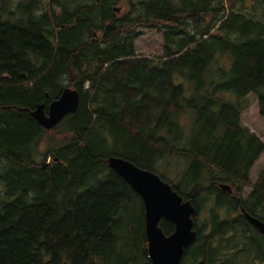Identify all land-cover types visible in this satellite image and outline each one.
Returning a JSON list of instances; mask_svg holds the SVG:
<instances>
[{
  "label": "trees",
  "instance_id": "16d2710c",
  "mask_svg": "<svg viewBox=\"0 0 264 264\" xmlns=\"http://www.w3.org/2000/svg\"><path fill=\"white\" fill-rule=\"evenodd\" d=\"M119 1L0 0V264H151L142 201L109 157L194 207L181 264H263L244 214L264 222V166L250 179L264 143L241 103L254 95L264 119V0H140L118 16ZM143 29L161 30L160 56L136 55ZM66 87L76 112L44 130L30 113Z\"/></svg>",
  "mask_w": 264,
  "mask_h": 264
},
{
  "label": "water",
  "instance_id": "95a60500",
  "mask_svg": "<svg viewBox=\"0 0 264 264\" xmlns=\"http://www.w3.org/2000/svg\"><path fill=\"white\" fill-rule=\"evenodd\" d=\"M78 105V92L66 87L60 97L49 104L46 113L43 105H38L30 117L44 130H50L65 116L75 113ZM107 165L142 201L147 255L151 264H181L184 251L196 239L194 207L190 202L183 201L168 183L151 171L140 169L119 157H109ZM218 188L231 192L225 184H219ZM244 216L264 237V222L247 214ZM161 220L173 224V233L168 236L163 233L159 227Z\"/></svg>",
  "mask_w": 264,
  "mask_h": 264
},
{
  "label": "rangeland",
  "instance_id": "374dc122",
  "mask_svg": "<svg viewBox=\"0 0 264 264\" xmlns=\"http://www.w3.org/2000/svg\"><path fill=\"white\" fill-rule=\"evenodd\" d=\"M140 0H120L116 4V8L118 9L117 15L122 16L129 8L130 3H136ZM162 45L163 38L162 32L159 29H143L139 31V36H137L134 40V48L137 56L144 58H154L160 56L162 53ZM225 99L234 103L235 97L234 95H226ZM242 102V101H240ZM242 105H246L247 109L243 110L241 113V125L242 127L247 128L251 133H254L256 136L260 138L264 143V119L259 117L257 112V101L254 95H249L246 100H244ZM50 137L45 136L40 145V151L44 150V147L49 143ZM264 166V153L261 157L256 161L250 171V179L252 182H255L257 178V174L260 169ZM250 192V189H246L244 192V196H246ZM197 223L200 225L202 220H205L208 217L207 212H201L198 215ZM264 264V263H263Z\"/></svg>",
  "mask_w": 264,
  "mask_h": 264
},
{
  "label": "flooded vegetation",
  "instance_id": "af4514ba",
  "mask_svg": "<svg viewBox=\"0 0 264 264\" xmlns=\"http://www.w3.org/2000/svg\"><path fill=\"white\" fill-rule=\"evenodd\" d=\"M237 212L241 213L240 209H238V211H237ZM241 214H242V213H241Z\"/></svg>",
  "mask_w": 264,
  "mask_h": 264
}]
</instances>
